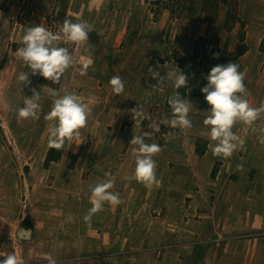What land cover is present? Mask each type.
Returning a JSON list of instances; mask_svg holds the SVG:
<instances>
[{
    "label": "rangeland",
    "instance_id": "1",
    "mask_svg": "<svg viewBox=\"0 0 264 264\" xmlns=\"http://www.w3.org/2000/svg\"><path fill=\"white\" fill-rule=\"evenodd\" d=\"M64 19L91 25L89 44L61 40L73 65L60 82L29 73L24 85L17 77L30 70L15 51L25 30L41 24L60 34ZM229 62L245 73L246 99L259 107L264 0H0L4 250L22 264H48L49 255L57 264H264V113L251 126L234 125L244 143L227 158L213 155L215 142L203 123L205 77ZM157 64L161 75L188 74L179 93L193 103L192 128L171 126L167 101L175 90L152 78L148 69ZM116 74L125 82L120 96L109 83ZM31 89L40 93L38 118L21 119L17 110ZM50 89L74 93L91 108L80 136L60 150L48 146L53 122L46 116L56 99ZM137 106L139 118L132 111ZM144 133L151 134L146 143L162 149L154 157L159 187L127 179L135 170L129 142ZM105 173L121 203H105L86 223L90 186L107 179Z\"/></svg>",
    "mask_w": 264,
    "mask_h": 264
},
{
    "label": "clouds",
    "instance_id": "2",
    "mask_svg": "<svg viewBox=\"0 0 264 264\" xmlns=\"http://www.w3.org/2000/svg\"><path fill=\"white\" fill-rule=\"evenodd\" d=\"M92 31L91 25L86 21L72 22L64 19L60 34H56L44 26L35 25L28 27L22 37V46L16 49V54L23 60L29 72H20L17 79L24 85L30 84V75H39L53 84L60 82L65 72L73 65V57L67 47L60 46V41L65 43L88 45L89 33ZM88 49L86 48L85 51ZM219 54H214L218 56ZM92 61L89 58L82 65L80 75H86ZM161 66L149 67L148 72L158 83H163L166 79L171 83L175 90L168 98L174 118L171 120L173 128L181 129L192 128V121L189 113L192 104L188 99L181 96L179 89L187 88L188 74L177 71L176 69L161 75L158 70ZM30 73V75H29ZM207 83L200 90L204 94V99L209 105V115L204 119V125L208 126L209 136L215 142L212 153L214 156L224 158L233 155L237 145H242L244 141L232 131L234 125L239 121L251 126L264 113V102L259 107H253L246 99L248 91L245 85V73L239 70L236 62L227 64H217L211 67L205 77ZM113 93L120 96L125 91V82L120 75H113L109 81ZM153 88L157 85H153ZM32 96L24 100V106L17 110L18 117L21 119L38 118L37 113L40 108L38 103L40 93L36 89H31ZM49 94L56 99L53 102L51 111L46 119L52 121L49 128L48 146L50 149L60 150L64 147L66 140H73L80 136V129L87 125V119L91 112L90 104L85 103L81 98L67 91L50 89ZM137 118L143 116L142 106L132 110ZM159 129L157 128L156 131ZM264 133V129H260ZM150 133L133 135L130 144L135 146L134 173L127 179H135L144 183L146 186L159 187L162 183L157 178V163L154 157L161 152V147L156 143H146L145 137ZM260 143L264 144V136L260 137ZM107 179L90 186L92 207L85 215L86 223H91L92 216L104 209L105 203L117 206L121 203L119 194L111 191L114 188V179L110 173H105ZM22 233L25 232L21 230ZM48 264H57L51 256L46 257ZM0 264H22V261L15 254H6L0 259Z\"/></svg>",
    "mask_w": 264,
    "mask_h": 264
},
{
    "label": "built area",
    "instance_id": "3",
    "mask_svg": "<svg viewBox=\"0 0 264 264\" xmlns=\"http://www.w3.org/2000/svg\"><path fill=\"white\" fill-rule=\"evenodd\" d=\"M6 254H8V252L4 250L3 244H0V259H2Z\"/></svg>",
    "mask_w": 264,
    "mask_h": 264
},
{
    "label": "trees",
    "instance_id": "4",
    "mask_svg": "<svg viewBox=\"0 0 264 264\" xmlns=\"http://www.w3.org/2000/svg\"><path fill=\"white\" fill-rule=\"evenodd\" d=\"M230 14H231V13H230ZM233 15H234V17H236V14H235V13H234Z\"/></svg>",
    "mask_w": 264,
    "mask_h": 264
},
{
    "label": "crops",
    "instance_id": "5",
    "mask_svg": "<svg viewBox=\"0 0 264 264\" xmlns=\"http://www.w3.org/2000/svg\"><path fill=\"white\" fill-rule=\"evenodd\" d=\"M21 229V228H20ZM23 229H25V228H23Z\"/></svg>",
    "mask_w": 264,
    "mask_h": 264
}]
</instances>
